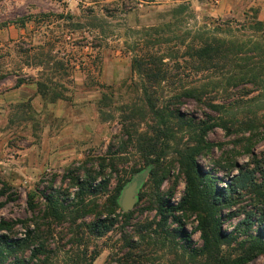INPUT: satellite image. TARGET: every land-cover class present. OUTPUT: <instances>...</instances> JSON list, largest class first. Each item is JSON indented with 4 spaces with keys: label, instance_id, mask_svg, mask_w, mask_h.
I'll return each instance as SVG.
<instances>
[{
    "label": "rangeland",
    "instance_id": "374dc122",
    "mask_svg": "<svg viewBox=\"0 0 264 264\" xmlns=\"http://www.w3.org/2000/svg\"><path fill=\"white\" fill-rule=\"evenodd\" d=\"M183 3L186 12H172ZM257 20L264 23V0H0V190L5 182L16 195L0 197V221L12 224L10 235L37 231L45 245L43 264H209L157 228L159 202L177 206L186 196L180 155L201 140L199 131L171 119L175 136L165 138L144 91L169 108L158 110L177 106L196 124H217L205 137L212 148L196 160L202 173L218 179V189H226L241 168L255 170L256 184L262 183L264 30L254 29ZM208 39L226 43L224 54L202 64L193 47ZM137 57L164 63L148 77L133 70ZM186 89L223 109L188 97L179 101ZM160 154L158 164L148 163ZM150 166L156 175H149L131 219L117 210V223L99 238L93 224L108 218V200L120 181L127 185ZM89 178L109 183L74 211L75 180ZM50 194L74 207L62 222L46 219L44 196ZM205 199L200 193L204 208ZM260 207L254 189L242 193L234 208L223 211L221 233L235 234ZM177 217L181 223L171 218L168 227L181 226L192 248L201 249L198 214L188 210ZM242 241L217 253L244 255ZM249 264H264V255Z\"/></svg>",
    "mask_w": 264,
    "mask_h": 264
},
{
    "label": "trees",
    "instance_id": "16d2710c",
    "mask_svg": "<svg viewBox=\"0 0 264 264\" xmlns=\"http://www.w3.org/2000/svg\"><path fill=\"white\" fill-rule=\"evenodd\" d=\"M187 10L188 7L183 3L178 5L172 12L182 14ZM23 26H25V23H23ZM254 29L257 31L264 30V23L257 20L254 24ZM214 42L215 41L209 42L208 39L201 42L196 48L193 47V57L199 62H202V64L212 62L221 57L224 54L223 49L226 43L222 41L221 43L219 42L218 45H215ZM229 44L233 43L231 42ZM229 54L234 53L229 51ZM159 62L164 63V59L152 62L151 60H143V57H137L134 60L133 70L145 73L149 77L153 73V70L157 69ZM22 84L23 82L20 81L19 85ZM43 87L44 86L39 85L38 90L43 98H47L48 90L47 92L44 91ZM149 91L150 89L147 88L146 91H144V95L148 101L149 107L153 108L152 113L156 116L160 125L164 127L163 130H161V134L164 133L165 138H169L170 140L172 139L171 137L175 136L168 126L171 119L177 120L184 126L192 128L196 127L195 130L197 132L199 131L198 137H201L199 142L188 147L182 155H180V162L187 179L186 196L177 206L169 205L167 201H164L163 199L159 202L158 213L161 216V221L157 224V228H159V230L167 237L174 239L179 238L183 248L192 250L191 254H194L195 257H206L209 264H249L255 260L257 255H264V227H262L264 225V178L262 183L256 184V171L250 169L244 170L241 168L240 172L236 175L235 179L227 185L226 189H218L217 184L220 183L218 179L210 173H202L203 171H201L199 163L196 160L198 156H201L204 152L212 148L213 144L205 141V137L216 127L217 124L205 121L196 124L192 118H185L186 116L179 110L181 108L177 106L173 107V109L176 110L168 113L164 109L158 110L156 108L166 107L159 106L154 102ZM184 97L199 101L203 103L205 107L210 109L219 111L223 109L219 104L203 101V95L197 90L186 89L178 95L177 99L180 101ZM56 99L58 98L54 97L52 100L54 101ZM156 146H152V152L155 151ZM111 148L112 145H110V149ZM116 155L117 154L111 157L113 162H115L117 158ZM160 157H162V154L158 156L157 160H148V163L158 164L161 159ZM143 170L144 169L140 171ZM156 171L157 170L150 172L149 179L153 180ZM1 181L0 176V182ZM108 183V179H104L98 184H96L95 178H89L83 181L76 179L75 184L79 188V195L77 196L78 206H76L77 208L75 207L76 209L74 211L83 206L85 203L84 200L87 196H95L100 191L106 189ZM3 184V189L0 190V197L6 196L9 200H15L16 195L10 194L13 190L12 187L5 182H3ZM124 187L125 185L120 181L119 185L116 187L115 194L109 197V209L107 210L109 215L108 218L106 220H101L99 218L97 222L93 224V232L97 233L99 238L104 237L117 223V219L112 218L117 210L122 212V217L126 219V221L131 219L133 215L132 212L128 214L124 213L118 204V198L121 196ZM250 189L255 190L261 209L250 213L246 220L243 223L241 222L240 226L236 228L237 232H235V234L221 233L223 211L234 208L242 193L244 194ZM200 193L206 197L205 208L198 203ZM44 198L47 205L45 213L47 220L54 219L62 222L68 211L72 212L74 209L70 204H66L67 201L59 197L57 194L45 195ZM34 203V196L29 195V204L32 210L36 209ZM136 206H138V204ZM188 210L198 214V230L201 232V239L203 241V247L201 249L195 250L192 248L190 237L181 226L174 229L168 227L169 219L172 218L174 223H181L177 214L186 213ZM12 230L13 227L11 223L4 220L0 221V264H43L44 260H41L40 257L44 255L43 252L45 250V245L42 241L40 242L38 240L37 231L27 229L23 238H14L10 235L13 232ZM4 232L7 234H4ZM239 237L242 238V245L246 250L244 255L235 258H227L220 256L219 253H217L220 251L221 246L225 244L229 245L239 239ZM28 250H30L31 254L27 257L25 256V252Z\"/></svg>",
    "mask_w": 264,
    "mask_h": 264
},
{
    "label": "water",
    "instance_id": "95a60500",
    "mask_svg": "<svg viewBox=\"0 0 264 264\" xmlns=\"http://www.w3.org/2000/svg\"><path fill=\"white\" fill-rule=\"evenodd\" d=\"M151 171L152 167L150 166L143 171L135 173L123 188L121 196L118 198V204L124 213L128 214L135 209Z\"/></svg>",
    "mask_w": 264,
    "mask_h": 264
}]
</instances>
